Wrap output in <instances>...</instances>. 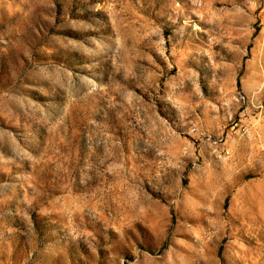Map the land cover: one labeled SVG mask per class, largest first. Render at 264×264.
<instances>
[{"label": "rangeland", "instance_id": "rangeland-1", "mask_svg": "<svg viewBox=\"0 0 264 264\" xmlns=\"http://www.w3.org/2000/svg\"><path fill=\"white\" fill-rule=\"evenodd\" d=\"M0 264H264V0H0Z\"/></svg>", "mask_w": 264, "mask_h": 264}]
</instances>
